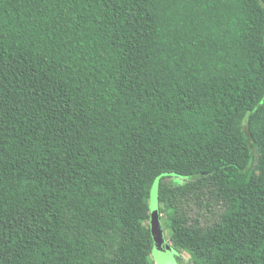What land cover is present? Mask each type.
Returning a JSON list of instances; mask_svg holds the SVG:
<instances>
[{
	"label": "trees",
	"instance_id": "1",
	"mask_svg": "<svg viewBox=\"0 0 264 264\" xmlns=\"http://www.w3.org/2000/svg\"><path fill=\"white\" fill-rule=\"evenodd\" d=\"M161 175L175 250L264 264V0H0V264H152Z\"/></svg>",
	"mask_w": 264,
	"mask_h": 264
},
{
	"label": "rangeland",
	"instance_id": "2",
	"mask_svg": "<svg viewBox=\"0 0 264 264\" xmlns=\"http://www.w3.org/2000/svg\"><path fill=\"white\" fill-rule=\"evenodd\" d=\"M176 183H183L186 177L165 174ZM162 175L157 177L150 189L149 218L145 225L152 236V264H192L187 252H178L170 242L171 230L167 224L166 216L161 212L159 202V183ZM170 180V181H171Z\"/></svg>",
	"mask_w": 264,
	"mask_h": 264
}]
</instances>
